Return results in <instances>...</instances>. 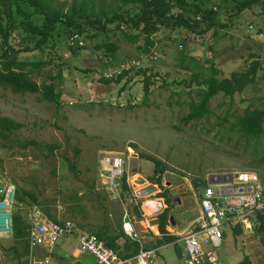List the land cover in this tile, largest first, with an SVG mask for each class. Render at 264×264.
Wrapping results in <instances>:
<instances>
[{"label": "rangeland", "instance_id": "374dc122", "mask_svg": "<svg viewBox=\"0 0 264 264\" xmlns=\"http://www.w3.org/2000/svg\"><path fill=\"white\" fill-rule=\"evenodd\" d=\"M45 1L69 14L76 6L75 22L91 26L84 27L82 35L73 27L66 32L57 26L40 45L42 37L26 33L21 22L27 18L42 27L45 18L35 14L26 0H18L28 17L15 15L13 21L18 25L7 43L0 34V62L25 63V72L33 80L41 87L54 83L60 97L56 104L42 100L40 94H16L0 88V117L25 124L8 138L0 133V181L33 192L45 204L37 205L39 208L47 215L45 208L49 209L51 218L73 222L76 231L51 253L43 248L32 252L30 248L25 261L10 251L11 234L0 239V264H97L90 254L74 258L80 233L93 234L110 223L116 227L124 222L125 211L99 182V162L105 152L125 154V172L133 179L138 173L148 184L161 178L168 181L161 190L173 203L170 214L177 231L186 230L198 217L201 190L195 181L204 186L211 180L224 182L239 171H253L264 185V134L256 142L237 127L246 109L264 108V0H172L170 15L177 20L171 24L185 20L194 29L180 24L160 27L151 35V43L141 33L142 27L120 23L116 30L119 23L114 22L106 31L101 28L116 14L130 18L144 13L140 3ZM0 23L7 25L4 15ZM125 34L138 39L129 40ZM106 44L117 48L108 49ZM252 62L260 65L254 84L233 97L220 93L211 99L206 118L185 124L190 108L200 102L206 89L203 83L214 70L221 79L247 70ZM122 65L126 69L118 75ZM147 83L152 85L146 95ZM143 155L160 160L165 172L155 174L154 162ZM148 194L139 198L140 204L127 200L128 209L150 217L144 212V202L160 196ZM177 199L180 207L174 204ZM31 205L36 204L18 203L14 210L26 219L25 208ZM147 206L153 213L154 203ZM253 219L251 231L226 227L221 248L204 245L217 260L206 264H238L248 256L252 263L264 264V245L255 231L259 221L256 215ZM152 226L156 231L157 225ZM238 229L240 234H236ZM145 234L150 241L143 243L154 248L155 236ZM154 264H189L180 238L161 246Z\"/></svg>", "mask_w": 264, "mask_h": 264}, {"label": "trees", "instance_id": "16d2710c", "mask_svg": "<svg viewBox=\"0 0 264 264\" xmlns=\"http://www.w3.org/2000/svg\"><path fill=\"white\" fill-rule=\"evenodd\" d=\"M30 7L34 8L35 14L44 16L45 22L42 27H38L31 23L30 21L24 19L21 22V26L24 31L31 36H40L41 41L40 45L45 43L57 26L64 28L65 31H69L72 27L78 30V33L82 35L85 33L84 27L87 25L91 26L90 23L80 24V22H75V14L79 12L76 6L71 10V14L64 13L61 10H55L51 8L48 2L45 0H26ZM129 3H140L145 7L144 13L141 12L140 15L136 17L126 18L122 14H116L112 18H107L104 25L101 27L102 30H108V25L119 23L116 30H119L120 23H125L128 27L141 29L142 34L145 35L147 43H151V35L155 33L160 27H173L175 25H184L188 28L194 29V27L189 26L185 20L181 22H176V24H171L172 20H177L173 17L170 12L173 9L172 0H132L126 2ZM16 14H20L23 17H28V13L23 10L20 6L18 0H0V17L4 15L7 19V25L5 27L0 23V34L5 39L7 43L9 36L13 29L18 25L13 21ZM180 17V16H179ZM178 17V18H179ZM124 25V24H122ZM125 25V26H126ZM104 34L107 32H103ZM126 38L129 40H137L138 36H132L125 34ZM104 47L108 49H116L117 46L112 44H106ZM0 88L10 89L13 93L16 94H40L41 99L47 102L59 104V95L55 92V84L51 83L41 87L35 80H33L26 72V64L22 62H17L15 60H3L0 62ZM34 66L39 67L40 64H33ZM259 63L252 62L249 68L242 72H234L230 77H223L218 79L219 71L214 70L211 76L203 83L206 86V89L201 93V100L199 103L193 105L190 108V113L184 119L185 124H189L191 121H201L206 118L209 114V103L212 98L222 93L224 96L233 97L238 93H243L245 89L254 84L257 81L258 72H259ZM126 75V74H125ZM125 75L121 76L117 80V83H120ZM58 78H62V74H58ZM103 81L109 83L110 81L103 79ZM151 83L145 85V94L147 95L150 92ZM237 127L243 136L249 139L256 140L259 142L260 138L264 134V108L263 109H246L245 113L239 117L237 122ZM25 127V124L17 122L9 117H0V133L2 137L8 138L13 131L20 130ZM144 158L152 160L155 164V174H163L166 170L165 166L162 165L160 160L156 158L143 155ZM71 169H74V166L71 165ZM127 176L125 173L123 177V191L124 196H130L131 190L127 184ZM152 182L151 180H149ZM161 179H159V182ZM159 182H154L155 184ZM202 182L195 181V187L199 189L207 185ZM166 192L159 194L160 198H165L167 208L158 216L160 221L158 228L162 237L159 238L156 242L157 247H161L166 244L174 243L178 240L176 236H173L168 233L167 227L171 223V206L172 202L169 197H166ZM16 204L18 203H33L40 206H45V204L39 200V198L31 191H27L24 188H17L16 195ZM16 206V205H15ZM48 215L51 217L49 209L45 208ZM138 213V212H137ZM140 217V214H138ZM257 219L259 225L255 226V231L260 237L262 244L264 245V214L258 213ZM102 226L98 228L93 234L97 238L105 243V245L111 249H114L118 254L125 259L135 257L140 251V245L130 239L122 232H119L118 229L121 226ZM29 229L30 226L21 214L19 210L13 211V233H12V244L10 246V251L13 253V256L17 259L24 260L27 259L30 255V244H29ZM241 230H237L236 234H240ZM124 239L123 244H119V240ZM239 264H253L249 257H245Z\"/></svg>", "mask_w": 264, "mask_h": 264}, {"label": "built area", "instance_id": "2783aa9c", "mask_svg": "<svg viewBox=\"0 0 264 264\" xmlns=\"http://www.w3.org/2000/svg\"><path fill=\"white\" fill-rule=\"evenodd\" d=\"M124 69H126L124 65L120 66L117 74L124 73ZM99 163V182L102 188H105L113 200L123 203V177L126 173L125 154L105 152ZM227 178L224 182L211 180L207 187L197 189L199 192L201 190L199 198L200 217L187 232L179 236L184 243L185 257L189 264H206L208 261L216 263L217 260L211 258L212 251H206L203 248L204 245L211 244L214 249L221 248L226 227H240L245 231H251L255 222L253 217L264 212V185L256 172L239 171ZM127 182L130 186L129 178H127ZM167 183L165 178H161L159 183L149 184V186H154L156 193H162L160 188ZM16 190L14 184L3 185L0 181V239H4L13 233ZM133 195L135 199L141 197L137 191L133 192ZM148 202L154 203L156 207L154 213H148L150 217L146 213L143 215L145 216L144 219L147 218L145 221L147 227L150 228L151 221L155 219L152 217L161 214L165 209V204L163 199H150L144 202V205ZM25 209L26 219L30 226L28 239L32 252L43 248L51 253L63 238L76 231L73 222L51 218L37 205L26 206ZM144 212H146L145 208ZM125 219H128L127 212ZM123 227L126 234L137 238L129 220L124 222ZM80 234L79 255L91 254L95 257L97 264H153L155 257L158 256L157 249L147 248L142 243L140 244V251L135 257L125 259L114 249L107 247L96 235Z\"/></svg>", "mask_w": 264, "mask_h": 264}, {"label": "crops", "instance_id": "0c3cea01", "mask_svg": "<svg viewBox=\"0 0 264 264\" xmlns=\"http://www.w3.org/2000/svg\"><path fill=\"white\" fill-rule=\"evenodd\" d=\"M127 173V172H126ZM131 175H128L127 176V178H129L130 179V183H131V185L133 186V189L135 190V191H137L138 193H139V195L140 196H147L146 194L147 193H143V192H141V190H145V189H147V188H149V184H148V181L147 180H145L141 175H139L138 173H137V179H133L132 177H130ZM157 182H159V180L157 181ZM141 186V189H138V190H136V188L137 187H140ZM131 187V186H130ZM160 190H161V188H160ZM156 191V190H155ZM165 192V191H164ZM142 193L144 194V195H142ZM151 194V193H150ZM159 194H161V193H159ZM158 194V195H159ZM160 196V195H159ZM135 196L133 195V193L131 192L130 193V197H126L125 199H124V201H123V203H122V206H123V209H125V211H124V222H128V220L131 222V224H132V226H133V228H134V230H135V233H136V235H137V238H135V237H130L128 234H126V232H125V230H124V222L122 221V222H120V224H121V226L119 227V229H118V231L119 232H122V229H123V231H124V234L127 236V238L128 239H130V240H132V241H134V242H136V243H138L139 245L140 244H142L147 238H146V232L147 233H150V235L152 234V235H154L155 236V238L153 239V240H155L156 242H157V240L159 239V238H161L162 237V234L160 233V231H159V228H158V225H157V230L156 231H154L153 230V226L151 227V225H150V228H148L147 227V223L145 222L146 220H147V218L146 219H144L143 217H145V216H143V213L141 212V211H139V213H140V217H139V215L137 214H134L133 212H131L129 209H128V207H127V203H125L127 200L129 201L130 200V202H134V204H137V203H139V201L141 202V200H139V199H135L134 198ZM156 199H158L157 197H156ZM159 199H161V198H159ZM181 201V200H180ZM149 203V202H148ZM164 204H165V209L167 208V204H166V202L164 201ZM175 206H178V207H180L181 206V203L180 204H178V205H175ZM144 208H145V211L147 212V213H149L150 214V210H149V208H148V206H147V203H145V205H144ZM135 209V208H134ZM155 209H156V207L154 206V208H153V211H155ZM164 209V210H165ZM149 210V211H148ZM128 213V219H125V213ZM154 213V212H153ZM160 215V214H159ZM158 215V216H159ZM158 216L157 217H152V218H158ZM199 217H200V209H199V211H198V217L195 219V221H194V223L199 219ZM171 218H173L172 220H171V223H170V225L167 227V231H168V233L171 231L172 233H169V234H171V235H173V236H176L177 238L180 236V235H182V234H184L185 232H187L191 227H192V225L194 224H192L189 228H187L186 230H184V231H177V229H176V226H177V223H176V221H175V218L171 215ZM154 220V219H153ZM149 222H150V219H149ZM144 227V229L142 228V226ZM180 226V225H179ZM79 232H81V231H79ZM179 239V238H178ZM147 241H150V238L149 239H147ZM124 243V239H121V240H119V244H123ZM78 244H79V242H78ZM78 248H79V245L77 246ZM76 247V252H75V254H74V258L75 259H79V258H83V255H79V253H78V248ZM148 248V247H147ZM155 249H157L158 250V255H159V251H160V248L161 247H157L156 245H155V247H154ZM91 255V254H90ZM92 256V255H91ZM249 257V256H248ZM95 258V257H94ZM245 258V257H244ZM250 258V260L252 261V258L251 257H249ZM243 260V259H242ZM241 260V261H242ZM241 261H239V262H241ZM76 264H79V263H77V262H75ZM153 264H154V262H153ZM239 264V263H238ZM254 264V263H253Z\"/></svg>", "mask_w": 264, "mask_h": 264}, {"label": "water", "instance_id": "95a60500", "mask_svg": "<svg viewBox=\"0 0 264 264\" xmlns=\"http://www.w3.org/2000/svg\"><path fill=\"white\" fill-rule=\"evenodd\" d=\"M155 190H156V188L154 189V186H149V188L145 189V190L143 191V193H147V192H149V194H150V193H152V192H155ZM143 193H142V195H144ZM142 197H143V196H142ZM180 203H181V201H180L179 199H177V200L174 201V204H175V205H178V204H180ZM171 219H173V218H171ZM159 223H160V221H159L158 218H156V219H154V220L151 221V224H152V225H159Z\"/></svg>", "mask_w": 264, "mask_h": 264}, {"label": "bare ground", "instance_id": "6f19581e", "mask_svg": "<svg viewBox=\"0 0 264 264\" xmlns=\"http://www.w3.org/2000/svg\"><path fill=\"white\" fill-rule=\"evenodd\" d=\"M131 182V181H130Z\"/></svg>", "mask_w": 264, "mask_h": 264}]
</instances>
